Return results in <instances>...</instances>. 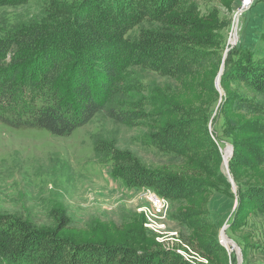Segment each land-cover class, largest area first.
I'll return each mask as SVG.
<instances>
[{
	"label": "rangeland",
	"instance_id": "374dc122",
	"mask_svg": "<svg viewBox=\"0 0 264 264\" xmlns=\"http://www.w3.org/2000/svg\"><path fill=\"white\" fill-rule=\"evenodd\" d=\"M81 1L28 0L23 6L2 7L0 35L64 22ZM243 1L177 0L174 11H197L206 34L221 44L217 51L222 63L216 69L211 63L176 77L128 66L125 72L130 71L144 89H134L128 78L127 88L115 93L108 107L145 112L149 115L145 120L119 123L102 111L66 137L0 122V214L42 230H55L62 219L67 223L63 235L78 242L126 241L142 249L177 250L204 264L206 260L197 255L199 247L216 237L231 264H264V211L249 202L240 207L238 200L239 188L264 187V94L241 82L224 84L222 80L223 61L231 54L259 51L261 42L264 49V2L242 9ZM167 27L165 19L146 17L127 38L135 40L143 30ZM244 102L251 109L242 108ZM168 103L206 111L220 161L210 151L178 155L148 143L152 132L177 119ZM98 140L133 153L150 171L194 183L195 189L169 200L162 213H153L157 193L145 187L129 188L114 177L111 163L95 153ZM242 144L252 148L253 154L237 147ZM231 149L233 155L239 149L248 158V164L235 173L230 169ZM224 229L239 253L223 243Z\"/></svg>",
	"mask_w": 264,
	"mask_h": 264
},
{
	"label": "trees",
	"instance_id": "16d2710c",
	"mask_svg": "<svg viewBox=\"0 0 264 264\" xmlns=\"http://www.w3.org/2000/svg\"><path fill=\"white\" fill-rule=\"evenodd\" d=\"M27 2L0 0V8ZM176 4L177 0H82L64 22L0 35V122L66 137L102 111L119 123L148 118L145 112L108 107L113 95L127 88L126 79L133 80L134 89H144L130 71L125 72L128 66L176 77L211 63L216 69L222 63L217 51L221 44L206 34L197 11L175 12ZM146 17L165 19L168 27L143 30L135 40L127 38ZM262 43L259 51L234 53L226 59L224 84L238 81L264 94ZM242 104L251 109L248 102ZM167 106L177 119L152 132L148 143L178 155L210 151L220 161L206 111L178 103ZM237 147L253 154L247 145ZM94 150L111 163L114 177L129 188H149L168 200L195 189L184 178L148 170L133 153L119 150L113 143L98 140ZM247 164V156L236 149L230 161L232 173ZM238 200L240 207L249 202L264 211V187L239 188ZM66 226L60 219L55 230H42L13 215L0 214V264H204L187 260L177 250L142 249L126 241L78 242L63 235ZM198 252L206 264L232 262L216 237L202 243Z\"/></svg>",
	"mask_w": 264,
	"mask_h": 264
},
{
	"label": "built area",
	"instance_id": "2783aa9c",
	"mask_svg": "<svg viewBox=\"0 0 264 264\" xmlns=\"http://www.w3.org/2000/svg\"><path fill=\"white\" fill-rule=\"evenodd\" d=\"M261 1L264 2V0H248V2H246V0H244V1H243V4H242V9H246V8L250 7L251 4L258 3V2H261ZM153 200H154V204H153V213H162L163 210H164L166 207H168V204H169L168 201H169V200L166 199V198H164V197H161V196L158 195V194H155V195H154ZM153 213H152V214H153ZM153 216H154V214H153ZM184 247H185L187 250H190V248H189L187 245H184ZM183 255H184V254H183ZM184 256H185V258H186L187 260H189V257H188L187 255H184ZM191 257H192V255H191ZM190 260H191V259H190ZM206 262H207V261H206Z\"/></svg>",
	"mask_w": 264,
	"mask_h": 264
},
{
	"label": "water",
	"instance_id": "95a60500",
	"mask_svg": "<svg viewBox=\"0 0 264 264\" xmlns=\"http://www.w3.org/2000/svg\"><path fill=\"white\" fill-rule=\"evenodd\" d=\"M226 52H228V50L226 51ZM225 61H223V65L225 66V63H224ZM222 70H224V68L222 69ZM222 75V74H221ZM232 156H233V150H231V158H232ZM229 166V162L227 163V167ZM226 229V228H225ZM225 229L223 230V235H224V237L226 238V239H229L228 238V236L226 235V232H225ZM230 240V239H229ZM230 242L232 243V246H234L233 248L239 253V248H238V246H237V244L236 243H234L232 240H230Z\"/></svg>",
	"mask_w": 264,
	"mask_h": 264
},
{
	"label": "bare ground",
	"instance_id": "6f19581e",
	"mask_svg": "<svg viewBox=\"0 0 264 264\" xmlns=\"http://www.w3.org/2000/svg\"><path fill=\"white\" fill-rule=\"evenodd\" d=\"M231 150H232V149H231ZM230 157H231V155H230ZM228 162H229V161H228ZM225 239H226V238H225ZM226 241H227L228 243H227ZM223 243H224L228 248H229V246H232V243L230 242L229 239H226V240L223 239ZM233 247H234V246H232V248H233ZM234 248H235V247H234Z\"/></svg>",
	"mask_w": 264,
	"mask_h": 264
},
{
	"label": "snow or ice",
	"instance_id": "6c2138e0",
	"mask_svg": "<svg viewBox=\"0 0 264 264\" xmlns=\"http://www.w3.org/2000/svg\"><path fill=\"white\" fill-rule=\"evenodd\" d=\"M246 2H248V0H246Z\"/></svg>",
	"mask_w": 264,
	"mask_h": 264
},
{
	"label": "crops",
	"instance_id": "0c3cea01",
	"mask_svg": "<svg viewBox=\"0 0 264 264\" xmlns=\"http://www.w3.org/2000/svg\"><path fill=\"white\" fill-rule=\"evenodd\" d=\"M260 7V6H259ZM250 44V43H249Z\"/></svg>",
	"mask_w": 264,
	"mask_h": 264
}]
</instances>
